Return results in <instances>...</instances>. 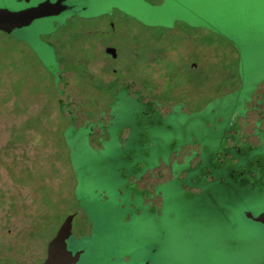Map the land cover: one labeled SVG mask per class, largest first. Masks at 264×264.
I'll use <instances>...</instances> for the list:
<instances>
[{
	"label": "rangeland",
	"instance_id": "374dc122",
	"mask_svg": "<svg viewBox=\"0 0 264 264\" xmlns=\"http://www.w3.org/2000/svg\"><path fill=\"white\" fill-rule=\"evenodd\" d=\"M0 10L36 13L0 31V264H43L73 211L79 264H264V189L213 167L234 137L264 158V0Z\"/></svg>",
	"mask_w": 264,
	"mask_h": 264
},
{
	"label": "flooded vegetation",
	"instance_id": "af4514ba",
	"mask_svg": "<svg viewBox=\"0 0 264 264\" xmlns=\"http://www.w3.org/2000/svg\"><path fill=\"white\" fill-rule=\"evenodd\" d=\"M231 144L232 145H226V147L223 149L222 154L231 155V158L228 160H232V165H228L227 161L225 163L217 162V164H215L214 166L212 165L214 167V170L224 171V173H226L225 176H227L228 178L234 181H239L241 185L257 187L263 190L264 189V162H263L264 158L262 159L257 157L254 160H249V157L247 156L249 154H253V152L242 151V149L240 148V144H246V143H244V141L241 138L234 137L233 140L231 141ZM215 176L217 175L211 173L212 179H214ZM69 215H74L73 226L70 233L71 236H74L76 238L77 236L76 232L80 230V223L78 222L80 216L79 212L73 211V212H68L66 215H64V217L59 222L58 229ZM67 241L68 238L66 242ZM83 253H84L83 250H75L72 253L70 252L72 257L71 263L79 264ZM77 255L78 258L77 261L75 262L74 260ZM143 264H151V262L149 260H146Z\"/></svg>",
	"mask_w": 264,
	"mask_h": 264
},
{
	"label": "water",
	"instance_id": "95a60500",
	"mask_svg": "<svg viewBox=\"0 0 264 264\" xmlns=\"http://www.w3.org/2000/svg\"><path fill=\"white\" fill-rule=\"evenodd\" d=\"M60 7L55 8H44L40 14L52 13L60 11ZM36 13L27 12V13H13L7 10H0V31L11 34L15 28L21 26L22 24L30 21ZM105 53L110 55L113 59L118 58L117 49L113 46H107L105 48ZM250 217L258 223H261L264 226V213L254 217L252 214H249ZM74 215H69L60 228L58 229L56 235L49 241L47 245V256L43 264H72L71 254L64 252V245L66 244L67 234L71 232L73 226ZM78 255L75 257V262L77 261Z\"/></svg>",
	"mask_w": 264,
	"mask_h": 264
}]
</instances>
